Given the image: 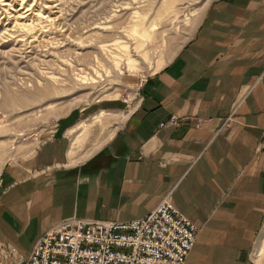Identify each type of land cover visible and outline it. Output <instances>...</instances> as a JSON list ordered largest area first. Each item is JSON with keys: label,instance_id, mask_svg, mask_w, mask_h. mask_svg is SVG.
Returning <instances> with one entry per match:
<instances>
[{"label": "crops", "instance_id": "crops-1", "mask_svg": "<svg viewBox=\"0 0 264 264\" xmlns=\"http://www.w3.org/2000/svg\"><path fill=\"white\" fill-rule=\"evenodd\" d=\"M141 94L127 121L79 155L71 132L79 125V147L91 123L61 121L28 161L6 165L0 241L19 247L33 227L19 247L29 253L64 218L127 222L170 195L199 227L186 264H250L264 223V0H215ZM172 116L179 124L161 128Z\"/></svg>", "mask_w": 264, "mask_h": 264}, {"label": "rangeland", "instance_id": "rangeland-1", "mask_svg": "<svg viewBox=\"0 0 264 264\" xmlns=\"http://www.w3.org/2000/svg\"><path fill=\"white\" fill-rule=\"evenodd\" d=\"M214 1L0 0V172L8 163L28 161L57 135L61 121L91 123L79 147L73 143L79 125L71 132L75 156L102 128L111 129L104 138L116 131L136 109L149 77L194 35ZM65 141L68 147L70 137ZM34 232L30 228L19 247ZM0 242L22 257L31 251ZM250 264H264V223Z\"/></svg>", "mask_w": 264, "mask_h": 264}, {"label": "built area", "instance_id": "built-area-1", "mask_svg": "<svg viewBox=\"0 0 264 264\" xmlns=\"http://www.w3.org/2000/svg\"><path fill=\"white\" fill-rule=\"evenodd\" d=\"M178 124L172 116L160 127ZM197 233L198 227L166 197L143 217L127 222L64 220L43 234L27 257L0 242V264H185Z\"/></svg>", "mask_w": 264, "mask_h": 264}, {"label": "bare ground", "instance_id": "bare-ground-1", "mask_svg": "<svg viewBox=\"0 0 264 264\" xmlns=\"http://www.w3.org/2000/svg\"><path fill=\"white\" fill-rule=\"evenodd\" d=\"M4 5H8V4H4ZM53 7H54V6H53ZM28 11H30V10L28 9L27 12H28ZM30 15H31V14H30ZM25 17H26V16H24V19H25ZM27 18H28V17H27ZM18 24H19V23H18ZM21 24H22V23H21ZM19 26H20V25H19ZM19 26H18V27H19ZM32 27H33V26H32ZM22 28H23V27H22ZM24 31H25V30H24ZM17 34H18V33H17ZM23 36H24V35H23ZM11 37H15V34H13ZM26 37H27V36H26ZM15 38L18 40V42H26L25 39H24L25 37L22 38V36H19V35H18V36H16ZM15 38H14V39H15ZM16 42H17V41H16ZM22 45L25 46V44H22ZM47 45H48V44H47ZM30 48H31V47H30ZM34 48H35V47H34ZM28 49H29V48H28ZM31 49H32V48H31ZM32 50H33V49H32ZM23 51H25V50H23ZM20 52H21V51H20ZM29 53L31 54V52H29ZM21 54H22V53H21ZM25 54H26V52H25ZM25 54H24V55H25ZM27 54H28V51H27ZM27 56H28V55H27ZM29 56H32V55H29ZM29 56H28V57H29ZM43 56H44V55H43ZM23 57H24V56H23ZM62 62H63V61H62ZM56 82H57V81H56ZM129 114H130V113H129ZM127 116H128V115H127ZM127 116H126V117H127ZM75 140H76V139H75ZM167 197H168L170 203H172V200H171V198H170V195H168ZM165 198H166V197H165ZM160 203H161V202H160ZM172 205H173V203H172ZM173 206H174V205H173ZM174 207H175V206H174ZM175 208H176V207H175ZM176 210H177V209H176ZM177 211L180 212L179 210H177ZM180 213H181V212H180ZM181 214H182V213H181ZM183 215H184V214H183ZM184 216H185V215H184ZM142 217H143V216H142ZM185 217H186V216H185ZM72 218H75V219H77V220H87V221H89V220H93V219H82V218H78V217H76V216H73V217H70V218H67V219H64V220H68V219H72ZM140 218H141V217H140ZM186 218H187V217H186ZM137 219H138V218H137ZM188 219H189V218H188ZM64 220H63V221H64ZM134 220H135V219H134ZM189 220H190V219H189ZM101 221H105V220H101ZM190 221H191V220H190ZM61 222H62V221H61ZM105 222H119V221H105ZM59 223H60V222H59ZM59 223H57V224H59ZM57 224H56V225H57ZM194 224H195V223H194ZM56 225H54V226H56ZM195 225H196V224H195ZM54 226H53V227H54ZM196 226H197V225H196ZM53 227H52V228H53ZM52 228H51V229H52ZM51 229H50V230H51ZM48 231H49V230H48ZM48 231H47V232H48ZM196 238H197V237H196ZM195 241H196V240H195ZM194 244H195V243H194ZM193 247H195V246H193ZM192 249H193V248H192ZM191 251H193V250H191ZM189 254H190V253H189ZM186 260H187V259H186Z\"/></svg>", "mask_w": 264, "mask_h": 264}]
</instances>
